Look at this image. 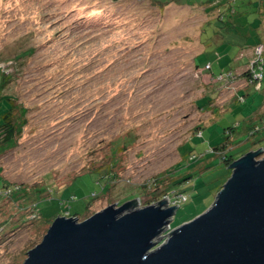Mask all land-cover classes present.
Segmentation results:
<instances>
[{
  "label": "rangeland",
  "instance_id": "374dc122",
  "mask_svg": "<svg viewBox=\"0 0 264 264\" xmlns=\"http://www.w3.org/2000/svg\"><path fill=\"white\" fill-rule=\"evenodd\" d=\"M180 1L0 0L1 94L15 98L28 120L17 147L0 154L3 183L26 190L0 197V264H24L55 216L83 221L114 203L138 198L145 205L143 186L157 177L169 184L191 176L174 185L187 200L168 230L213 205L230 177L215 151L228 140L225 129L264 112V65L261 89L242 77L247 65L232 67L261 38L257 32L264 35V1L237 0L235 9L245 12L238 25L228 30L227 15L208 25L206 45L205 10L224 12L229 0ZM204 48L197 61L212 65L205 72L215 78L210 83L194 65ZM28 49L34 53L23 56ZM130 130L135 139L120 154L110 190L98 173L71 179L103 159L104 140ZM243 132L229 137L225 153L241 157L262 147L257 159H264V128L255 136Z\"/></svg>",
  "mask_w": 264,
  "mask_h": 264
},
{
  "label": "water",
  "instance_id": "95a60500",
  "mask_svg": "<svg viewBox=\"0 0 264 264\" xmlns=\"http://www.w3.org/2000/svg\"><path fill=\"white\" fill-rule=\"evenodd\" d=\"M262 152L232 162L213 205L164 240L179 206L162 200L141 206L137 198L83 221L56 217L24 264H264Z\"/></svg>",
  "mask_w": 264,
  "mask_h": 264
},
{
  "label": "trees",
  "instance_id": "16d2710c",
  "mask_svg": "<svg viewBox=\"0 0 264 264\" xmlns=\"http://www.w3.org/2000/svg\"><path fill=\"white\" fill-rule=\"evenodd\" d=\"M112 1L114 3H117L120 0H112ZM153 1L155 4L157 3V4H160L162 6H166L173 1L177 2V3H179V2L182 3V1H180V0H153ZM262 1H264V0H262ZM210 3H211L210 1L207 2V4H210ZM182 4H184V3H182ZM194 4H197V3H194ZM236 4H238L237 0H229L228 4H227V10H225L224 12L222 11L221 8H217V7H212L211 9H208V10L204 9L210 17H209V20L202 25V30L200 33V42L201 43L206 45L205 41L203 40V37H204V35H208V33H209L208 32L209 30L207 27L208 25H209V27H211V25L214 26V23L216 24V21L219 22V20L225 19L226 15L229 17H233V16H236L237 14H244L245 13L243 10L239 12L237 9H235ZM204 5L205 4L203 3L202 6H204ZM109 15L110 14L108 13V16ZM212 15H215V16L213 17ZM235 25L236 26L238 25L237 22L234 23L233 21H229L228 30H233L232 27ZM207 40H206L207 43L211 42L209 39H207ZM260 44H262V43H257L255 45V47L260 45ZM33 53H34L33 49H28L21 54L23 56H27V55H31ZM205 53H206V50L204 48V50L194 58V65L197 69V73H200L203 76V78H205L207 80V83H210V82H214L215 78L213 77V75L212 76L211 75L205 76L203 74H204V72L211 71V64H204V66L202 67L200 65V63L197 61L198 56L205 54ZM263 57H264V55L262 56V60H260L259 63H255V59H251L247 62L246 65L248 68L245 69L246 71L244 70V74L242 75V77H245V79H247V81L249 83L248 86H255L256 88L261 89L260 87H261L262 79L256 80L254 78V75H255V72H257V71H262V73H263V65H264ZM253 58H255V57H253ZM207 65L209 66L208 68L206 67ZM260 68H261V70H260ZM228 72H230V71H228ZM231 74H232L231 76H233V73H231ZM227 77H228V79H230V76H227ZM2 79L3 80L1 81V84H0V101H1L0 102V154L6 153L10 149H14L15 147H17L18 140H19V138H21L23 131H24V127L28 123V120L26 119V112H27L26 109L24 107H20L19 105H16L14 103V102H16L15 98H13L11 96H4L3 97V95L1 94L2 90L4 88V85H5V78L3 77ZM259 84H260V86L258 87ZM202 98L204 99L205 97H202ZM242 100H244V98H242ZM210 102H211V100L204 102L201 105V108L204 109V108L209 107ZM260 121L263 124H259ZM203 126L204 125H200V128H202V130H203ZM263 128H264V112H262L261 110L256 112V114L253 117H250V119L247 118L245 120L244 124L238 123V124H235L234 126L232 125L231 127L226 128L225 131H226V133H228V140L215 149V151L218 153L222 162L225 163V165L227 167H229V165L232 162H234L237 158H239L235 154H226L225 153L227 148L230 146V144H229L231 141V140L229 141L230 136L235 135L236 133H237L236 135L239 136L238 132H240L241 129L242 130L244 129L243 133L248 134V136H255L256 134L260 133ZM202 130H201V132H202ZM134 139H135V134L133 133V130H130L126 133L125 136H121V135L117 136L116 135L114 138H112L106 142L104 140V142H102V145L104 147L103 148L99 147V148H100V150H103V149L105 150L107 148L109 151L103 155V159L92 163V165H88V166L84 167L83 172L78 173V174H74V176L71 179L74 180V179L82 176L85 173H91V172L92 173H98L101 176V178L103 180H105V184L108 187V189L110 190L115 184L114 180H116L119 176V169L121 168L120 154H121V152L126 151L131 146ZM93 151L95 152V150H93ZM192 155L193 154H190V157ZM231 173H232V171L230 170V174ZM230 174H229V176H230ZM190 178H191V176H187V177L183 178L182 180H178L176 182H174V180H175L174 178H171L170 183L165 184L166 182L162 178L157 177L156 179H154V183H152L151 185L145 184L143 186V188H145L146 190H145L144 195L140 196L139 198L140 199H141V197L144 198L145 203H146L145 205H148V204L152 203L153 201H157L165 193H168L171 191L181 192L184 194L183 190L177 191L174 188V185L182 184L185 181L187 182ZM0 183H1L0 191L8 193L6 196H4V194H1L0 197H6L8 199L9 198L15 199L22 192V190L26 191L22 185L17 186L16 184L14 185V184L3 183V179L1 177H0ZM43 192H44V187H41L40 193L42 194ZM42 196L43 195H41V199H42ZM125 202L126 201H124L123 203H125ZM123 203H117V204L121 205ZM89 206L90 205H88V207ZM35 207H37V205ZM88 207H87V209H88ZM69 216L77 217L78 214H74V215L70 214ZM55 218H56V216L51 219V222H53Z\"/></svg>",
  "mask_w": 264,
  "mask_h": 264
},
{
  "label": "built area",
  "instance_id": "2783aa9c",
  "mask_svg": "<svg viewBox=\"0 0 264 264\" xmlns=\"http://www.w3.org/2000/svg\"><path fill=\"white\" fill-rule=\"evenodd\" d=\"M254 51H255V54H254L255 55V63H259V61L262 60V56H263L262 54L264 52V45L263 44H260V45L256 46L255 49H254ZM208 67L209 66L207 65V68ZM260 70H261V68H260ZM262 77H263L262 71L255 72L254 78L256 80L257 79L260 80V79H262ZM259 86H260V84L258 85V87ZM200 134H202V133L200 132ZM1 194H4V196H6L8 193L7 192L0 191V195ZM161 200L162 201H167V203H168L169 206H173V205H178L179 206L180 204H182V202H184V201L187 200V196L185 194L181 193V192L171 191V192L165 193L157 201H153L150 204H155V203H157V202H159ZM67 216H69V213H67ZM170 227H171V225H170ZM169 231L170 230H167L165 232V234L167 235ZM165 234H164V236H165ZM165 237L167 238V236H165Z\"/></svg>",
  "mask_w": 264,
  "mask_h": 264
},
{
  "label": "crops",
  "instance_id": "0c3cea01",
  "mask_svg": "<svg viewBox=\"0 0 264 264\" xmlns=\"http://www.w3.org/2000/svg\"><path fill=\"white\" fill-rule=\"evenodd\" d=\"M238 15H240V14H237L235 17L233 16V19H232V21L235 23L236 22V20H235V18L238 16ZM243 15V14H242ZM253 34H255V33H253ZM264 34V33H263ZM251 35V34H250ZM257 35H260V37L262 38H260V39H255V41L253 42V44L251 45V46H248V48H246L247 50L244 52L243 51V53H241V54H238L237 55V57L235 58V60H233L234 62L232 63V67H234V69L233 70H235L236 68H239V67H242V66H246V64H247V62L250 60V57H251V53H252V50H253V47L257 44V43H264V35H263V37L261 36L262 35V32H257ZM246 61V62H245ZM244 62V63H243ZM230 66V65H229ZM211 70H212V65H211ZM207 73H205L204 72V74L203 75H205V76H207L206 75ZM209 76V75H208ZM215 80V79H214ZM248 87H250V86H248ZM246 90H243V94H241V93H239V94H241L240 95V97H244V99H245V101H247L246 100V92H245ZM254 115H251V116H248V119H250V117H253ZM240 136V135H239Z\"/></svg>",
  "mask_w": 264,
  "mask_h": 264
}]
</instances>
